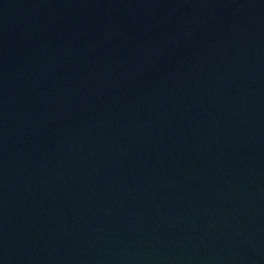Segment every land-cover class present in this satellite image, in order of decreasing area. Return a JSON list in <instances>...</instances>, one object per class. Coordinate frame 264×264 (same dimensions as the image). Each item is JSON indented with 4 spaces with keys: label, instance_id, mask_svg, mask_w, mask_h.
<instances>
[{
    "label": "water",
    "instance_id": "obj_1",
    "mask_svg": "<svg viewBox=\"0 0 264 264\" xmlns=\"http://www.w3.org/2000/svg\"><path fill=\"white\" fill-rule=\"evenodd\" d=\"M0 264H264V0H0Z\"/></svg>",
    "mask_w": 264,
    "mask_h": 264
}]
</instances>
